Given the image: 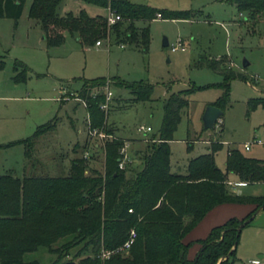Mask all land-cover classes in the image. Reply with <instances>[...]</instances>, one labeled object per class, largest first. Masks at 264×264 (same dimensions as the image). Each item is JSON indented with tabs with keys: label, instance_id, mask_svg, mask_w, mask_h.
Wrapping results in <instances>:
<instances>
[{
	"label": "rangeland",
	"instance_id": "obj_1",
	"mask_svg": "<svg viewBox=\"0 0 264 264\" xmlns=\"http://www.w3.org/2000/svg\"><path fill=\"white\" fill-rule=\"evenodd\" d=\"M31 1H24L16 26L12 19L0 18V56L5 59V67L0 70V175L10 172L20 178L33 173L65 177L71 161L80 158H84V176L103 174L104 145L110 138L100 136V133L106 134L103 126L94 128L96 133H90L85 107L78 99H71L76 98L78 92L74 91L80 90L85 80L98 78L151 86L148 100L137 99L118 81L92 89L110 92L105 128L111 129L113 136L133 141V148L140 151L150 141L141 142L144 134L137 128L149 126L151 131L147 137L157 138L166 99L173 93L184 94L188 106L181 111L169 142L174 173L186 174L188 161L208 153L211 142L216 141L222 143L214 154L215 164L222 171H225L228 150L233 148L248 157L264 159L262 145L254 143L249 150L243 148L246 142H264V106L257 105L248 112L247 105L251 98H264L263 21H249L245 13H238L233 4L224 0H127L165 10H191L193 17L136 21L137 29L148 30L147 50L141 40L121 46L113 37L109 42L101 40L100 47H82L68 33L61 45L47 47L40 27L28 17ZM95 9L98 13L107 12L106 8L80 0H62L57 13L76 14L84 10L90 15ZM164 38L167 46L162 45ZM174 45L178 46L177 50H171ZM220 58L253 82L231 79L226 89L222 75L207 65L208 61ZM244 59L249 62L246 67H242ZM16 60L30 69L25 81L14 80L20 71L13 69ZM63 86L71 87L72 93L62 94ZM221 99L223 115L212 129H204L201 117L206 106ZM55 115L58 124L37 139L28 160L23 144L14 142L31 136L39 125ZM227 177L235 182L240 195H264V183H240L231 172ZM226 204L231 208V204L244 207L250 203ZM197 244H190L188 250L192 252ZM82 246L83 243L73 245L62 260L78 263L88 254L81 251ZM24 258L49 264L55 255L39 248ZM232 264H264V213L242 229Z\"/></svg>",
	"mask_w": 264,
	"mask_h": 264
},
{
	"label": "trees",
	"instance_id": "obj_2",
	"mask_svg": "<svg viewBox=\"0 0 264 264\" xmlns=\"http://www.w3.org/2000/svg\"><path fill=\"white\" fill-rule=\"evenodd\" d=\"M24 1L0 0V18L12 19L16 26ZM61 1L32 0L28 9V17L39 23L47 47L61 45L68 33L82 47H91L98 40L109 42L113 37L120 45L141 40L147 50L148 30L137 29L136 21L193 17L191 10H165L127 0H80L120 16L109 25L105 15L91 16L84 10L59 15L57 7ZM224 1L233 4L238 13H245L249 21L264 22V0ZM207 65L222 75L226 89L231 79L253 82L248 75L224 64L222 58L210 60ZM4 67L5 59L0 56V70ZM13 69L20 70L14 76L16 82L26 80L30 69L24 63L16 60ZM108 80H85L77 93L84 101L88 128L103 126L105 133L112 136L104 145L103 174L84 176V158H80L71 161L65 177L33 173L20 178L10 172L0 175V264H39L37 259L24 258L39 248L55 255L49 264H66L71 261L62 258L73 245L81 243V251L88 254L74 264H232L241 230L252 220L239 226L264 204V196L232 193L227 174H236L239 181L247 184L264 182V159L245 156L233 148L228 150L222 171L215 164L214 154L222 147L216 141L211 142L208 153L188 161L186 174L172 172L169 142L181 111L188 106L183 93H173L163 106L159 136H153L156 141H150L138 152L141 167L132 171V162H128L120 169L119 150L124 140L105 128L106 111L101 109L105 93L93 94L92 89L118 81L137 99L148 100L152 88L143 82ZM222 101L213 105L222 110ZM260 104L264 106V98L249 99L248 112ZM58 121L55 115L31 136L14 142L23 144L28 160L37 139L53 130ZM227 202L250 203L255 207L243 218L231 217L213 227L205 238L197 240L200 248L190 259V244L183 243L182 238L207 211ZM131 230L135 238L125 254L113 252L102 256L103 252L120 247ZM68 237L71 238L64 241Z\"/></svg>",
	"mask_w": 264,
	"mask_h": 264
},
{
	"label": "crops",
	"instance_id": "obj_3",
	"mask_svg": "<svg viewBox=\"0 0 264 264\" xmlns=\"http://www.w3.org/2000/svg\"><path fill=\"white\" fill-rule=\"evenodd\" d=\"M105 10V8H104ZM98 9H95V11L93 13H90L91 16H94V15H97V14H101V15H105V13H98L97 12ZM107 11V10H106ZM33 20V19H31ZM35 21V22H33ZM31 23L35 24V25H39V23L36 21V20H33ZM40 33L42 34V39L45 40L44 38V34L40 28ZM102 45V44H101ZM101 45L99 46H95L93 45L94 47H100ZM249 64V63H248ZM66 91H69L72 93V89L71 87H66V86H63L62 88V94ZM79 91V90H78ZM78 91H74L75 92H78ZM62 98H60L61 100ZM66 99V98H64ZM69 99V98H68ZM68 99H66L65 101H68ZM75 101H77V98H71ZM83 104V103H82ZM84 106V105H83ZM57 116V115H56ZM58 117V116H57ZM80 132V130L78 131ZM120 137V136H118ZM153 136H151L152 138ZM122 138L126 144H127V150H128V153L130 154V157H131V162H132V165H131V170L134 171V170H137L141 167V164H140V160L138 159V152L140 151L139 149L140 148H133V141H130L128 140L127 138H124V137H120ZM140 141L142 142V138L140 139ZM95 147H98V143H95L94 144ZM244 154V153H243ZM245 155V154H244ZM246 156V155H245ZM256 158V157H254ZM259 159V158H258ZM261 159V158H260ZM136 163V164H135ZM135 165V166H133ZM240 183H244V184H247L245 182H241L239 181ZM235 182H232V181H229L227 182V185L229 187V189L231 190L232 193H235V194H241L240 193V189H238L235 185H234ZM260 183H264V182H260ZM250 196H264V195H250ZM255 206L253 204H248V206H244V207H238V206H234L231 204V208L229 207V205H227L226 203H222V204H218L216 206H214L213 208H211L209 211H207V213L196 223L195 226H193L186 234L185 236L182 238V241L183 243H187V244H193V243H196L197 240L199 239H203L205 238L210 230L213 228V227H216V226H219L221 225L222 223H224L228 218L230 217H237V218H243L245 217L249 212H251L253 210ZM264 213V208L261 209L255 216L254 218L262 215ZM253 218V219H254ZM252 219V220H253ZM244 228V227H243ZM242 231V230H241ZM198 243V242H197ZM198 247H196L195 249H193L192 252H190V249L188 250V257L190 259H192L195 254L198 252L199 248H200V245L199 243L197 244ZM258 257H262V256H258ZM254 259H251V262L253 261Z\"/></svg>",
	"mask_w": 264,
	"mask_h": 264
},
{
	"label": "built area",
	"instance_id": "obj_4",
	"mask_svg": "<svg viewBox=\"0 0 264 264\" xmlns=\"http://www.w3.org/2000/svg\"><path fill=\"white\" fill-rule=\"evenodd\" d=\"M106 18H107V22L109 25L111 24H114L117 20L120 19V16L117 15L115 12L111 11L110 9L107 8V12H106ZM177 42L179 43V40L177 39ZM95 46H99L101 45V41L98 40L95 42L94 44ZM122 46V45H121ZM180 49L184 50L185 47L184 46H180L179 47ZM178 49V46L177 45H174L171 47V50H177ZM256 79V77H255ZM257 80V79H256ZM93 94H95V92H92ZM105 97H106V101L104 103L101 104V109L105 110L106 111V108H107V105H108V100L110 99L109 98V95H110V92L109 91H105ZM76 98L81 101L84 105V101L80 98H78V95H76ZM138 131L140 132H143L144 136L142 137V140L143 141H156L155 139H152V138H148V133L151 131V128L149 126H139L137 128ZM89 132L90 133H96V130L93 129V131H91V129H89ZM100 136L101 137H108V138H111L112 136L111 135H108V134H104V133H100ZM254 143H257V144H260L262 145V147L264 148V142H261L259 140H254V141H251V142H246L243 144V148L245 150H249L251 145L254 144ZM119 154H120V158H119V162H118V167L120 169H124L125 168V165L128 163V162H131V157H130V154L128 153V150H127V144L126 142L124 141V144L123 146L120 148L119 150ZM131 211V210H129ZM135 238V232L134 230H131L130 231V234H129V238L118 248H116L115 250L113 251H108V252H103L102 253V256L103 257H107L109 256V254L113 253V252H127L128 249L130 248V245L133 243V240ZM252 263H255V260L252 261Z\"/></svg>",
	"mask_w": 264,
	"mask_h": 264
},
{
	"label": "water",
	"instance_id": "obj_5",
	"mask_svg": "<svg viewBox=\"0 0 264 264\" xmlns=\"http://www.w3.org/2000/svg\"><path fill=\"white\" fill-rule=\"evenodd\" d=\"M162 45L163 46H167L168 45V41H167L166 38L163 39ZM248 63L249 62L244 59L242 61V67H246L248 65ZM222 115H223V111L220 108H218V107H216L214 105L206 106V108H205V110H204V112L202 114V117H201L203 128L204 129H212L214 127V125L216 124V122L221 118ZM263 208H264V204L261 205L254 212V214L252 216H250L243 223H241L239 227H242L244 224L249 223L254 218V216ZM66 264H74V262H69V263H66Z\"/></svg>",
	"mask_w": 264,
	"mask_h": 264
}]
</instances>
